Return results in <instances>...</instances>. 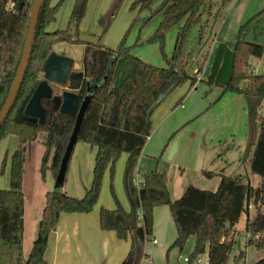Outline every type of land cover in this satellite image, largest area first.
<instances>
[{
	"label": "trees",
	"instance_id": "16d2710c",
	"mask_svg": "<svg viewBox=\"0 0 264 264\" xmlns=\"http://www.w3.org/2000/svg\"><path fill=\"white\" fill-rule=\"evenodd\" d=\"M33 1L0 0V110L21 59ZM63 1L51 3V0H44L39 10L32 51L22 83L12 108L0 126V142L8 136H15L19 141V147L10 157L9 186L7 189L0 188V264H45L43 255L47 239L55 229L59 215L92 211L98 202L106 168L112 179L115 164L122 154L126 155L122 185L129 211L123 210L114 195L116 208L99 210V226L102 230L115 232L119 240L130 239L129 252L121 264H140L144 257V245L152 239L153 211L158 206L169 208L176 230V238L166 250V257L174 249L181 252L187 240L193 237V249L187 257L189 263L205 254L208 264H228L235 227L242 216H245L244 233L259 235L257 241L248 238L247 244L264 251V116L259 124L249 164L250 172L261 180L259 185L244 183L240 177L202 171L207 179H219L216 190L209 191L190 185L178 199L172 200L164 171L155 168L140 175L139 188L134 183L138 158L150 136V116L154 109L176 88L186 83L190 87L196 83L204 84L184 69H176L175 62L182 55L189 31L194 26H201L202 31L205 28L200 13L207 0H133L131 3V10H148L149 18L161 15L157 28L147 42L159 44L166 67H157L133 56L124 42L112 50L99 43L79 40L77 30L89 0H74L69 25L65 30L48 31ZM157 1H160L159 5L152 9ZM112 15L108 14V21ZM100 22L103 23L102 18ZM248 23L239 28L229 79L220 89L221 95L228 92L245 98L248 108L247 137L251 139L257 107L264 101V66L260 74H255L249 66L250 60L262 57L264 48L240 39V33ZM70 26L74 27L75 34H72ZM176 26L178 30L174 46L168 57L163 52L164 37L167 31ZM60 43L83 48L81 63L85 79L77 91L78 107L86 96L90 100L76 143L96 148L92 178L79 199L68 196L62 190L63 187L46 192L36 237L24 258L23 146L34 142L39 133H44L40 176L44 179L48 171L56 176L75 123L76 114H60L52 96L43 102L46 110L44 125L23 119L24 108L42 80L44 62L52 47ZM119 58L133 61L134 66L119 85L111 88L112 73ZM206 85L211 86L209 83ZM172 137H169L167 144ZM4 167L5 159L1 163L0 175H3ZM111 192L113 194L112 187ZM251 202L256 212L249 218ZM243 259L244 251H240L233 258V264H242ZM252 264H264V256Z\"/></svg>",
	"mask_w": 264,
	"mask_h": 264
},
{
	"label": "rangeland",
	"instance_id": "374dc122",
	"mask_svg": "<svg viewBox=\"0 0 264 264\" xmlns=\"http://www.w3.org/2000/svg\"><path fill=\"white\" fill-rule=\"evenodd\" d=\"M57 1L58 0H51V3H56ZM210 1L216 2L218 0H207L201 10V22L202 25L204 23L206 24L205 28H203L202 31L201 26H194L189 31L187 42L182 52V59L185 60L188 58L186 61H189L191 66L195 67V65L198 64L200 69L206 64H203L204 61L208 62L207 57H205L208 49L207 45L210 42L209 38L213 31L215 18L219 16V10L221 11V7H218L213 14H206V6L210 4ZM73 2L74 0H64L62 2L56 14V20L48 26V31L65 30L68 27ZM132 2L133 0H92L90 4L88 2L84 17L77 30L78 39L86 42L99 43L112 50H115L124 42V46L130 49V53L133 56L154 66L166 67V62L162 57L159 44L147 42L157 28L155 20L157 15L149 18L150 14L148 10H131L130 6ZM111 13L113 14L112 18L108 21L107 16ZM101 18L103 23L100 22ZM145 19H147V21L143 24L142 21ZM104 26H106L105 29ZM69 28L72 34H75L74 27L70 26ZM166 34L164 37L163 52L169 57L172 52L173 44L171 43L170 45V38L168 36L166 38ZM55 50L58 51L57 53H62L65 51V47L59 46L55 48ZM117 60L133 64V61L124 58H119ZM250 63H252V66L250 65L249 69L255 74H260L264 66V52L260 59H252ZM229 66L227 70L224 69V71L221 72L218 81L215 79L217 78L216 70L214 69L212 71V77L209 79L211 82L210 88H198L195 96L199 103L197 106L199 108H196L197 117L185 123H179L180 125H177L176 129L166 137L165 141L159 147H155L151 151L153 155L151 154L149 160L153 161L152 168H157L159 171L165 172L167 185L173 196H176L177 190H185L190 185L213 191L214 182H208L203 179L202 171H211L226 176L240 177L244 183H250L252 186L259 185L258 182L261 181L258 176L252 174L249 170L248 153L251 150V139H247L246 124L248 108L246 100L243 96L228 92L221 95L220 87L226 85L229 79V77L226 79L229 73L228 70L231 71V67L229 69ZM188 69L184 70L191 75V71L190 69L187 71ZM65 88L66 87L52 85V96H59L65 91ZM188 89V83L176 88L166 100L156 107V109L168 106L170 99L175 96L176 99L171 104L170 109L175 108L181 103L184 105L185 94ZM259 111L261 110H256L255 123H257L259 116L263 113ZM160 126L161 129H163L162 124H160ZM171 135H173V137L170 149L166 152L165 145L168 143ZM44 137L45 135L43 133H39L34 142L27 143L23 146L25 151L24 180L27 187L31 185L32 180L38 179L39 177L40 162L43 154L42 142ZM79 143L81 142L76 143L68 162L64 183L69 178V167L73 155L78 150ZM173 144L175 145V152L171 158H168ZM125 161L126 155L122 154L115 164L112 179H110L109 171L106 168L102 177L98 199H102V201H111L115 209L116 198L123 208V205L119 201V196L121 195L127 203V209L123 208V210L129 211V205L125 198L122 185ZM3 178L4 175H0V179ZM215 179L218 184L219 179L217 177ZM111 187L113 194L111 192ZM62 190L64 191V185ZM180 196L181 195L175 199ZM240 235L241 233L237 232L235 228V242L233 243L229 255L228 264H233V258L236 257L240 251H245ZM126 241H128L130 248V239L127 238ZM193 245L194 238L192 237L187 240L181 252L174 249L167 257L165 255L161 257L159 253V251L162 250V244L153 246L150 241H148L145 243L144 248L146 247L145 249L149 250V257H146V259H149L152 264H182L179 257H188L193 249ZM198 258L204 262L206 255H200ZM250 260L251 256H246L245 251L244 264H250V262H252ZM144 262L148 264L147 261Z\"/></svg>",
	"mask_w": 264,
	"mask_h": 264
},
{
	"label": "crops",
	"instance_id": "0c3cea01",
	"mask_svg": "<svg viewBox=\"0 0 264 264\" xmlns=\"http://www.w3.org/2000/svg\"><path fill=\"white\" fill-rule=\"evenodd\" d=\"M91 1L92 0L88 1L89 4ZM159 3L160 1L155 2L152 9L156 8ZM218 7H221V11L219 10L220 14L217 18H215L213 31L211 37L209 38L210 42L207 45L208 49L205 55L208 62H203V64H206L202 67V69L198 67V64H196L195 67L191 66L189 61H186L188 58L184 60L182 59V55L175 62L176 69L189 68L191 75H194L197 81H202L204 84L196 83L193 87L189 86V89L185 94L184 105L181 103L175 108L170 109L171 104L176 99L175 96L170 99L169 105L165 108L161 107L157 109L155 108L156 110L154 109L150 116V136L141 151L135 169L137 181H139L140 175L154 169L152 168L153 161L149 160L151 154L153 155L151 152L153 148L159 147L165 141L166 137L176 129L177 125L197 117L196 108H199L197 107L199 103L197 102L195 96L198 88H210L206 85V83L211 85L209 79L212 77V71L214 69L216 70L217 78L215 79L218 81L219 75L224 71V69H228L229 64L230 69L233 47L240 26L249 21L244 30L240 33V39L244 42L259 44L264 48V0L210 1V4L206 6V14H208V12L209 14H213ZM155 20L158 26L161 20V15H157ZM177 30L178 26L170 29L166 34V38L167 36L170 38V45L171 43L173 44L172 49ZM59 46H64L65 51L62 53L59 52L58 54L70 57L73 61L71 73L74 74L83 72L81 63L83 48L81 46L60 43L54 45L52 50L57 53L58 51H56L55 48ZM250 65L252 66V63H250ZM133 66L134 64L132 63H124L121 60H117L112 73L110 87L113 88L119 85L121 81L132 71ZM189 69L187 71H189ZM228 71L229 73L227 74L226 79H228L230 75V70ZM65 91L71 90L65 88ZM166 98L164 100H166ZM258 109L261 110L259 112L263 113L259 116L257 123H255L254 133L250 141L251 150L248 153L249 164L259 124L264 116V101L259 104L257 110ZM160 124H162L163 129H161ZM170 145L171 142L165 145L166 152L169 151ZM18 146L19 141L15 136H8L0 142V167L2 161L5 159L3 172L4 178L0 179L1 189H7L9 186L10 157ZM78 146V150L73 155V159L69 167V178L64 183V192L70 197L79 199L83 196L85 189L88 188L91 183L96 148H91L85 143H79ZM24 177L25 172L22 180V193L24 196L22 246L23 256L26 258L32 242L36 237L37 225L44 206L45 194L46 192L54 189L55 176L48 171L45 173L44 179H41L39 172L38 179L32 180L31 185L28 187L25 185ZM215 178L216 177L207 179L203 176V179L208 182H214L213 191L216 190L218 185ZM259 183L260 181L258 184ZM183 192V189H179L176 192V196H173L169 190L172 200H175L176 197L182 195ZM119 197V201L123 205V208L127 209L126 201L121 195ZM250 205L249 218H252L255 215L256 210L255 207H253L252 202ZM101 208L113 210L114 206L109 200L102 201V199H98L97 204L89 213H61L55 229L50 232L47 239V245L43 255L45 264H121L129 252V243L126 240H119L116 237L115 232L104 231L100 228L99 210ZM244 222L245 216H242L235 228L237 232L241 233L240 236L244 245V250L246 251V256H251L250 261L252 262H250V264H252L264 256V251L256 250L254 247L247 244V234L243 231ZM152 238L156 239L157 243L154 245L150 242L151 245L158 246L159 244H162V250L159 251V253L161 257H164V255L166 256V249L176 238V230L167 206H158L154 208ZM233 241L235 242V233L233 234ZM145 248H143L144 257L142 258L140 264H145L144 261H147L148 264H152L149 259H146V257H149V250ZM244 259L243 264L245 263Z\"/></svg>",
	"mask_w": 264,
	"mask_h": 264
},
{
	"label": "water",
	"instance_id": "95a60500",
	"mask_svg": "<svg viewBox=\"0 0 264 264\" xmlns=\"http://www.w3.org/2000/svg\"><path fill=\"white\" fill-rule=\"evenodd\" d=\"M43 2L44 0L33 1L21 59L7 98L0 110V126L12 108L17 92L22 83L32 51V44L34 41L35 27L39 10ZM72 63L73 61L70 57H67L63 54H58L52 50L44 62L42 68V80L38 83L23 111L24 120L29 123H38L39 125H44L46 110L44 109L43 102L53 95L52 85L61 87L69 85L72 88L71 91H63L59 96H52L53 103L60 114L67 116H73L76 114L74 127L68 138L57 174L55 176L54 189L63 187L68 162L77 141V134L83 119V115L90 100V97L86 96L78 107L79 99L77 91L81 88L85 77L83 72L74 74L71 73ZM86 85L87 90H89V83L87 82ZM174 152L175 145L173 144L168 158H171Z\"/></svg>",
	"mask_w": 264,
	"mask_h": 264
},
{
	"label": "built area",
	"instance_id": "2783aa9c",
	"mask_svg": "<svg viewBox=\"0 0 264 264\" xmlns=\"http://www.w3.org/2000/svg\"><path fill=\"white\" fill-rule=\"evenodd\" d=\"M134 183H135V185H136V187L137 188H139V181H137L136 179H135V181H134ZM252 238L254 241H257L258 239H259V235L258 234H253V235H247V239L248 238ZM150 242L152 243V244H156L157 242H156V239H151L150 240ZM179 259L181 260V262H182V264H208V260H207V258L204 260V262L203 261H201L199 258H197V259H195L192 263H189L188 262V258L187 257H185V258H181V257H179Z\"/></svg>",
	"mask_w": 264,
	"mask_h": 264
},
{
	"label": "flooded vegetation",
	"instance_id": "af4514ba",
	"mask_svg": "<svg viewBox=\"0 0 264 264\" xmlns=\"http://www.w3.org/2000/svg\"><path fill=\"white\" fill-rule=\"evenodd\" d=\"M83 82H84V81H83ZM64 87H66L68 90H71V89H72L69 85H66V86H64Z\"/></svg>",
	"mask_w": 264,
	"mask_h": 264
}]
</instances>
